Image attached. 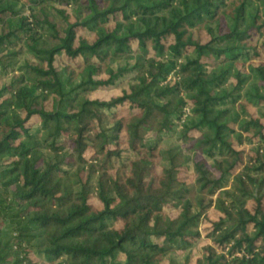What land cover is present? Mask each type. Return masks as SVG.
I'll list each match as a JSON object with an SVG mask.
<instances>
[{
	"label": "trees",
	"instance_id": "trees-1",
	"mask_svg": "<svg viewBox=\"0 0 264 264\" xmlns=\"http://www.w3.org/2000/svg\"><path fill=\"white\" fill-rule=\"evenodd\" d=\"M0 264H264V0H0Z\"/></svg>",
	"mask_w": 264,
	"mask_h": 264
},
{
	"label": "rangeland",
	"instance_id": "rangeland-1",
	"mask_svg": "<svg viewBox=\"0 0 264 264\" xmlns=\"http://www.w3.org/2000/svg\"><path fill=\"white\" fill-rule=\"evenodd\" d=\"M24 14H27V9H26V8L24 9ZM124 62H126V60H125V59H121V60H116V61L114 62V64H115V65H116L117 63H121V64H123ZM109 93H110L109 91L104 90V91H102V92L100 93V95H101L102 97H106ZM33 120H34V119H33ZM245 148H246V150H249V149H251V146L246 145Z\"/></svg>",
	"mask_w": 264,
	"mask_h": 264
}]
</instances>
